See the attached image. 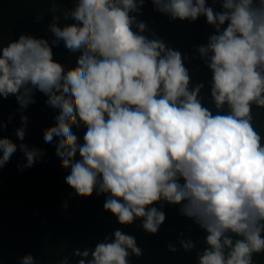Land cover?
Instances as JSON below:
<instances>
[{
	"label": "clouds",
	"instance_id": "1",
	"mask_svg": "<svg viewBox=\"0 0 264 264\" xmlns=\"http://www.w3.org/2000/svg\"><path fill=\"white\" fill-rule=\"evenodd\" d=\"M144 3L75 0L74 15L53 16V44L81 61L73 73L53 62L45 38L21 34L0 45V97L15 96L21 112L19 142L0 137V167L17 151L24 169L43 160L23 143V110L39 92L58 128L44 148L70 170L65 181L76 194H105L103 208L120 224L142 218L153 234L166 219L154 202L178 204L206 233L197 264H255L253 255L264 253V136L252 112L253 105L264 108V0H220V11L206 0H152L171 19L204 16L215 28L197 47L212 71L215 114L201 103L204 84L190 88L187 57L144 35L145 22L132 15ZM61 19L72 30L56 23ZM73 126L86 128L82 140ZM199 242L179 240L186 251ZM133 254H142L135 237L119 229L73 250L76 264H130Z\"/></svg>",
	"mask_w": 264,
	"mask_h": 264
},
{
	"label": "trees",
	"instance_id": "2",
	"mask_svg": "<svg viewBox=\"0 0 264 264\" xmlns=\"http://www.w3.org/2000/svg\"><path fill=\"white\" fill-rule=\"evenodd\" d=\"M206 3L221 10L220 0ZM74 4L75 0H0V45L17 40L21 34L45 38L52 45L53 62L64 73H73L81 61L65 55L62 48L53 44L49 25L53 16L63 18L65 12L74 15ZM132 15L145 22L144 35L163 40L167 47L180 51L182 58L187 57L183 62L189 71L190 88L204 84L201 103L215 114L210 95L212 71L197 52V47L207 44L209 35L215 32L206 17L194 21L171 19L156 10L152 0H145L140 13ZM56 23L62 29L72 30L73 26H66L63 19ZM226 26L227 22L223 27ZM34 99L23 110L28 117L23 143L43 153V160L30 170L24 169L23 154L17 151L0 167V264H25L26 260L57 264L63 257L68 258L69 264H76L79 258L73 255L74 249L92 248L116 229L134 236L142 250L139 256L130 255V264H197V251L204 247L202 238L206 233L180 213V205L154 202L153 206L164 211L166 219L153 234L143 229L142 218L132 224H120L114 214L103 208L105 194L98 196L93 192L84 197L75 193L65 181L70 170L57 163L54 151L44 148V138L58 131L52 123L55 115L45 108L47 98L42 94L35 92ZM18 109L15 96L0 97V137L9 136L17 141L15 129L21 125ZM252 112L254 127L264 136V108L253 105ZM72 130L82 140L86 128L73 126ZM181 238L201 242L186 251L179 244ZM170 244L176 251L169 249ZM253 260L255 264H264V253L254 254Z\"/></svg>",
	"mask_w": 264,
	"mask_h": 264
}]
</instances>
